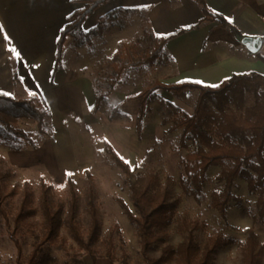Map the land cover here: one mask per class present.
I'll list each match as a JSON object with an SVG mask.
<instances>
[{"label": "rangeland", "instance_id": "1", "mask_svg": "<svg viewBox=\"0 0 264 264\" xmlns=\"http://www.w3.org/2000/svg\"><path fill=\"white\" fill-rule=\"evenodd\" d=\"M69 42L64 65L91 82L88 89L90 100L82 104L71 100L68 106L62 105L56 85L48 100L36 93L34 97L51 112V137L38 138L35 123L20 120L17 126L33 136L36 147L14 152L0 146V176L4 189L16 191L3 201L9 222L0 216V264H17L14 239L22 244L24 263L38 242L42 234V215L38 209L42 185L49 187L52 204L62 203L60 237L64 241L63 247L44 246L35 264H85L89 260L87 253L78 248L65 228L64 219L71 198L68 179L72 181L76 194L75 220L82 230L86 231L90 224V200L98 211L101 227L96 248L104 252L111 241L114 264H144L137 229L127 219L118 200L134 212L130 182L137 174L149 171L156 172L161 181L166 177L174 179L173 191L181 195L176 216L196 220L203 226L196 232V240L201 246L209 235L218 234L234 240L217 250L214 264H241L239 245L245 240L248 229L252 228L259 243L264 245V220L258 219L256 196L248 192L242 179L235 181L234 200L229 203L225 217L210 207L211 192L221 189L215 180L219 167L207 171V183L200 202L182 194L178 187L181 161L196 145L187 142L185 148L179 146L182 130H171L172 114L166 102L190 115L197 91L188 93L185 98L157 91V97L149 103L144 116L142 133L137 135L135 132L139 100L133 97L155 80L167 83L172 76L170 61L165 57L153 65L131 70L120 81L114 80L115 67L120 61L119 49L123 44L133 48L137 59L152 50L157 42L144 10L117 12L101 34H91L89 40H83L81 44L73 40ZM99 95L103 99L98 109H94L95 98ZM109 148L130 165V178L111 159ZM24 186L31 188L37 210L29 221L30 228L15 229L12 219L19 208ZM169 230L167 244L175 246L181 241L176 223ZM160 254L159 247L149 252L148 257L158 258ZM261 264H264V257Z\"/></svg>", "mask_w": 264, "mask_h": 264}, {"label": "trees", "instance_id": "2", "mask_svg": "<svg viewBox=\"0 0 264 264\" xmlns=\"http://www.w3.org/2000/svg\"><path fill=\"white\" fill-rule=\"evenodd\" d=\"M84 7L75 11L69 22L62 29L57 40L54 72L61 68L63 46L67 36L81 44L88 41L91 34H101L106 25L114 19L117 12L124 9L112 10L98 19L97 25L90 31L82 30L83 22L100 6L112 0H79ZM201 7L203 17L194 25L181 28L178 31L155 37L154 48L146 51L141 58H134L131 46L123 44L120 47V61L115 67L114 80L120 81L133 69L153 65L166 57L167 42L201 23L217 20L225 25V20L218 14L207 9L202 0H195ZM257 58L264 63V56ZM52 74V79H53ZM163 91L178 98H185L188 93L197 91V98L192 114H185L170 102H166L172 114L171 130H182L179 146L186 147L187 142L196 148L185 154L181 161V174L178 187L181 193L192 197L196 202L202 199V191L207 183V171L211 167H219L215 176L221 189L210 194V207L225 217L229 203L234 200L232 190L235 181L242 179L249 193L256 196L255 206L260 221L264 220V76L258 73L234 74L217 86H207L193 81L163 83L155 80L151 85L142 89L133 98L139 100L136 116L135 132L140 135L143 130V119L149 103L157 97L156 92ZM103 96L95 98L94 109H98ZM162 103V101H160ZM123 115L122 112H118ZM50 110L36 98L16 99L0 93V146L18 152L24 148H35L36 140L30 133L17 126L20 120H30L36 125L38 138L51 137ZM109 156L125 174L132 175L130 165L121 159L111 148ZM70 204L64 219L65 228L80 250L96 261L106 257L114 263L113 244L108 241V248L100 252L96 248L99 242L100 219L98 211L90 200L88 213L90 224L86 231L75 220L76 194L72 181L68 179ZM174 179L166 177L161 181L154 171L137 174L130 182L131 202L134 212L127 204L118 200L123 212L138 232L140 255L144 264H214L217 250L234 242L231 238L221 235H209L202 246L196 240V232L203 226L198 221L187 217L176 216V210L181 202V195L173 191ZM0 176V216L9 222L3 208L7 196L15 194V189L6 191ZM90 191L92 187L90 186ZM49 187L42 185L38 209L42 215V234L26 262L24 263L22 244L16 238L17 264H35L44 246L48 244L63 247L60 237L62 224V203L52 204L49 199ZM37 208L33 205L32 190L24 186L21 202L15 213L12 224L15 229L30 228V219ZM176 223V229L181 235V241L175 246L167 244L170 238L169 228ZM161 248L158 258L150 259L148 253L155 248ZM241 264H261L264 257V245L260 244L254 230L246 231L245 240L239 245Z\"/></svg>", "mask_w": 264, "mask_h": 264}, {"label": "crops", "instance_id": "3", "mask_svg": "<svg viewBox=\"0 0 264 264\" xmlns=\"http://www.w3.org/2000/svg\"><path fill=\"white\" fill-rule=\"evenodd\" d=\"M202 1L226 23L203 22L167 42L165 53L172 69L167 83L217 86L234 74L264 76V63L257 58L264 56V0ZM84 5L79 0H0V93L16 99L38 93L48 100L56 85L62 105L90 100L91 82L64 65L72 36H67L61 68L54 72L59 35ZM120 8L144 10L153 37L190 27L203 17L195 0H112L93 12L82 30H92L100 17ZM85 264L114 263L106 257L96 261L89 257Z\"/></svg>", "mask_w": 264, "mask_h": 264}, {"label": "snow or ice", "instance_id": "4", "mask_svg": "<svg viewBox=\"0 0 264 264\" xmlns=\"http://www.w3.org/2000/svg\"><path fill=\"white\" fill-rule=\"evenodd\" d=\"M0 27H2V26H0ZM12 51L15 53V50L14 49ZM15 54L18 55V53H15ZM69 175H71V174H69Z\"/></svg>", "mask_w": 264, "mask_h": 264}]
</instances>
